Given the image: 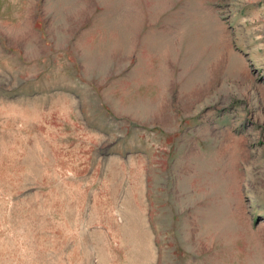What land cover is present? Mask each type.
<instances>
[{"label":"rangeland","instance_id":"1","mask_svg":"<svg viewBox=\"0 0 264 264\" xmlns=\"http://www.w3.org/2000/svg\"><path fill=\"white\" fill-rule=\"evenodd\" d=\"M0 264H264V0H0Z\"/></svg>","mask_w":264,"mask_h":264},{"label":"crops","instance_id":"2","mask_svg":"<svg viewBox=\"0 0 264 264\" xmlns=\"http://www.w3.org/2000/svg\"><path fill=\"white\" fill-rule=\"evenodd\" d=\"M60 94H64V95H68V91L67 90H62L61 92H59ZM65 97V96H64ZM67 97V96H66Z\"/></svg>","mask_w":264,"mask_h":264}]
</instances>
